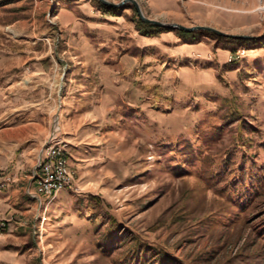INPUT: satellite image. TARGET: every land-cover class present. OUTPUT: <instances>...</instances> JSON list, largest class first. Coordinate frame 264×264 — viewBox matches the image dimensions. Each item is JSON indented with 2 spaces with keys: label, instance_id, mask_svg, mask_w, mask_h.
<instances>
[{
  "label": "rangeland",
  "instance_id": "rangeland-1",
  "mask_svg": "<svg viewBox=\"0 0 264 264\" xmlns=\"http://www.w3.org/2000/svg\"><path fill=\"white\" fill-rule=\"evenodd\" d=\"M135 1L249 39L144 37L130 3L0 0V264H264V0ZM54 132L72 186L50 201Z\"/></svg>",
  "mask_w": 264,
  "mask_h": 264
},
{
  "label": "built area",
  "instance_id": "built-area-1",
  "mask_svg": "<svg viewBox=\"0 0 264 264\" xmlns=\"http://www.w3.org/2000/svg\"><path fill=\"white\" fill-rule=\"evenodd\" d=\"M37 186L40 196L50 201L63 190L72 186V176L68 164V144L54 134L47 141L37 167Z\"/></svg>",
  "mask_w": 264,
  "mask_h": 264
},
{
  "label": "water",
  "instance_id": "water-1",
  "mask_svg": "<svg viewBox=\"0 0 264 264\" xmlns=\"http://www.w3.org/2000/svg\"><path fill=\"white\" fill-rule=\"evenodd\" d=\"M97 1L100 2L101 4L105 5V6L115 7V8H120L125 3H130L134 7V9L136 10V12H137L139 18L141 19V21L146 23V24H148V25H153V26L161 27V28L168 29V30H179V31H184V32H192V31H196V30H200V31L208 30V31L212 32L213 34H215L217 36H220V37H227V38L239 39V40H241V39H249L248 37H243V36H229V35H225V34L219 33L217 31H214V30H211V29H203V28L187 29V28H184V27H181V26H178V25L162 24V23H159L157 21L148 20V19H146L144 17V15H143V13H142V11L140 9L139 4L135 0H126V1L122 2L119 5L112 4V3L108 2L107 0H97ZM55 125L57 126V122L55 123ZM40 155H41V153H40Z\"/></svg>",
  "mask_w": 264,
  "mask_h": 264
},
{
  "label": "trees",
  "instance_id": "trees-1",
  "mask_svg": "<svg viewBox=\"0 0 264 264\" xmlns=\"http://www.w3.org/2000/svg\"><path fill=\"white\" fill-rule=\"evenodd\" d=\"M97 4H98V7H99L100 11H102L104 14L110 15V16H113V17L119 16L120 10H117L115 8H112V7L105 6V5L101 4L98 1H97ZM136 22L138 23V26H139L138 27L139 33L142 36H144V37H152V36L161 34L162 31H164L163 29H160V28H157V27H154V26L145 25L139 19H137ZM181 34H182V36H192V37L194 36V35H190V34L184 33V32L181 33Z\"/></svg>",
  "mask_w": 264,
  "mask_h": 264
}]
</instances>
